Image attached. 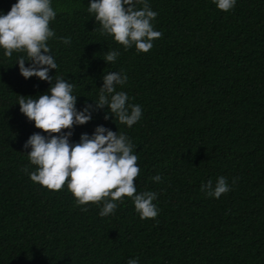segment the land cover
<instances>
[{"label":"trees","instance_id":"obj_1","mask_svg":"<svg viewBox=\"0 0 264 264\" xmlns=\"http://www.w3.org/2000/svg\"><path fill=\"white\" fill-rule=\"evenodd\" d=\"M15 3L0 0V15ZM89 3L51 0L49 76L73 84L80 111L98 100L103 75L121 72L128 79L116 91L142 116L128 127L105 107L64 131L72 144L97 126L123 132L138 156L137 194L156 192L158 215L142 220L125 197L101 217L102 203L80 206L66 185L31 181L36 166L23 145L47 133L19 111L18 95L36 99L51 85L24 79L16 63L26 54L8 58L0 48V264H264V0H236L228 12L213 0H147L162 33L147 53L101 35ZM113 50L120 55L106 63ZM221 176L228 193L201 191Z\"/></svg>","mask_w":264,"mask_h":264},{"label":"clouds","instance_id":"obj_2","mask_svg":"<svg viewBox=\"0 0 264 264\" xmlns=\"http://www.w3.org/2000/svg\"><path fill=\"white\" fill-rule=\"evenodd\" d=\"M218 10L230 11L236 0H213ZM143 5L139 10L136 4ZM88 12L101 25V35H110L125 50L135 46L138 52L147 53L152 41L162 36L153 29L152 21L157 13L152 11L147 0H90ZM51 0H16L7 14L0 15V48L4 55L11 58L13 53H25L17 60L19 73L24 79L37 77L48 82L50 94H41L38 98H25L18 95L19 111L34 126L47 136L32 134L23 147L30 148L27 153L30 163L36 171L28 173L34 183L50 191L67 190L75 198L76 204L100 205L101 217L113 214L117 202L131 198L140 218L155 219L158 208L153 203L157 193L144 191L137 194L135 179L140 174L138 156L133 154V145L123 133L113 132L103 126H97L91 136L82 134L78 143L69 142L74 125H84L91 119V112L96 109L108 110L120 124L131 127L142 116L141 106L129 104V96L124 91H116V86H123L127 76L121 72H108L103 75L98 100L93 105L76 109L77 96L73 95V84L63 77L49 76V70H55L57 64L50 55L49 39L55 36L49 25L56 17ZM61 42L70 44L68 37H61ZM120 55L118 51H108L103 60L115 63ZM29 61L28 66L25 62ZM53 80L55 81L53 83ZM109 118L108 114L104 117ZM28 172L27 166L23 169ZM159 183V175L152 177ZM236 178H233V183ZM226 178L218 177L213 186L209 179L201 185V191L208 196L219 198L230 191ZM82 207L81 211H87ZM127 264H138L130 259Z\"/></svg>","mask_w":264,"mask_h":264}]
</instances>
